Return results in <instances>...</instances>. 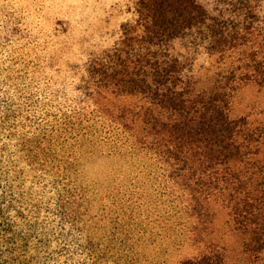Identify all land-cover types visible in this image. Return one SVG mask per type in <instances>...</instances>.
I'll list each match as a JSON object with an SVG mask.
<instances>
[{"label":"trees","instance_id":"16d2710c","mask_svg":"<svg viewBox=\"0 0 264 264\" xmlns=\"http://www.w3.org/2000/svg\"><path fill=\"white\" fill-rule=\"evenodd\" d=\"M60 24L0 9V264H154L151 219L173 264H264V121L229 116L264 90V0H131L91 39ZM97 155L135 175L93 213Z\"/></svg>","mask_w":264,"mask_h":264},{"label":"rangeland","instance_id":"374dc122","mask_svg":"<svg viewBox=\"0 0 264 264\" xmlns=\"http://www.w3.org/2000/svg\"><path fill=\"white\" fill-rule=\"evenodd\" d=\"M129 6L131 0H0V9L20 13L37 30L49 33L58 20L61 21L59 28L70 29L68 34L75 39L98 38L102 35L100 33L114 29L125 19ZM3 34L4 30L0 31V36ZM7 35H11L10 32ZM0 44L5 48L11 46L7 38ZM10 57L12 54L7 50L0 52V69L12 70ZM229 116L232 119L248 117L250 121H264V90L252 84L241 87L231 101ZM80 169L88 196L92 199L93 213L100 205H110L111 199H119V190L130 195L133 187L130 180L135 173L128 166L97 155L83 159ZM143 230L141 245L149 262L173 264L186 251L180 252L171 247L174 246L173 241L166 238V232L153 219Z\"/></svg>","mask_w":264,"mask_h":264}]
</instances>
